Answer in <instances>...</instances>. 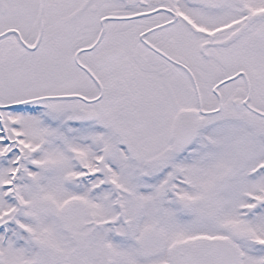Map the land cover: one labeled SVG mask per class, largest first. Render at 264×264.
Segmentation results:
<instances>
[{
  "label": "snow or ice",
  "instance_id": "6c2138e0",
  "mask_svg": "<svg viewBox=\"0 0 264 264\" xmlns=\"http://www.w3.org/2000/svg\"><path fill=\"white\" fill-rule=\"evenodd\" d=\"M0 264H264V0H0Z\"/></svg>",
  "mask_w": 264,
  "mask_h": 264
}]
</instances>
